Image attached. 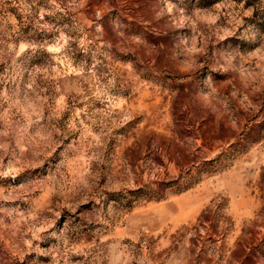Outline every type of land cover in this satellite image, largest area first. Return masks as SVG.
<instances>
[{"label": "rangeland", "instance_id": "1", "mask_svg": "<svg viewBox=\"0 0 264 264\" xmlns=\"http://www.w3.org/2000/svg\"><path fill=\"white\" fill-rule=\"evenodd\" d=\"M0 264H264V0H0Z\"/></svg>", "mask_w": 264, "mask_h": 264}]
</instances>
